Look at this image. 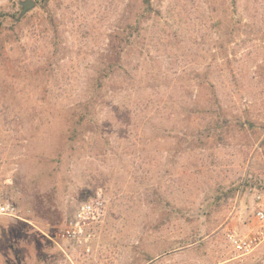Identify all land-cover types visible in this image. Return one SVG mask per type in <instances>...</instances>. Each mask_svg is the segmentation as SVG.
I'll return each instance as SVG.
<instances>
[{
	"label": "rangeland",
	"instance_id": "obj_1",
	"mask_svg": "<svg viewBox=\"0 0 264 264\" xmlns=\"http://www.w3.org/2000/svg\"><path fill=\"white\" fill-rule=\"evenodd\" d=\"M26 1L0 0V13H22ZM33 1L15 31L8 23L0 30V202L17 209L0 215V264H264V245L243 255L227 239L232 229L250 232L253 196L264 185V0H152L131 54L118 50L129 69L142 43L151 44L161 93L148 87L142 99L128 87L138 80L118 71L97 115L116 142L89 133L73 146L62 141V109L110 60L109 40L126 18L139 21L141 0ZM218 20L231 22L228 64L224 52L216 61ZM216 62L220 73L224 63L229 69L223 82L233 92L223 104L244 127L191 151L182 121L167 131V95L186 70ZM97 193L108 214L93 229L91 251L58 240Z\"/></svg>",
	"mask_w": 264,
	"mask_h": 264
},
{
	"label": "trees",
	"instance_id": "obj_2",
	"mask_svg": "<svg viewBox=\"0 0 264 264\" xmlns=\"http://www.w3.org/2000/svg\"><path fill=\"white\" fill-rule=\"evenodd\" d=\"M36 2L42 7H46L48 4V0H36ZM140 8L141 14L136 24H132L126 18L123 32H118L111 36L109 40L110 60L104 66L97 68L93 78H90L84 84L82 91L84 94L62 109V113H64L62 114L63 125L65 127L62 141L64 140L65 144L73 146L82 141L89 133L99 135V139L105 144H111L112 138L116 142L115 132L107 130L105 122L101 121L97 115L108 94L109 84L107 85V81H111L118 71L124 70L127 80H138L136 84L131 83L128 87H137V89H131V92L139 90L138 92L142 94V99L148 96V87L155 92L161 93V83L156 84V81L161 82L162 66H158L159 61L152 56L154 51L152 45L142 43V47L140 46L142 58L140 56L134 67L129 69L125 68L126 63L125 65L122 63L121 51L118 50L119 47H122L123 53L131 54L129 48L134 44L132 42L134 33L137 32L141 35L144 25L150 21L148 15L154 11L152 0H141ZM23 17L21 12L15 14L0 13V30L6 27L5 25L8 23L11 25L9 30L15 31L21 25ZM230 25L231 22L229 20H218L216 22V61L218 54L220 55L221 52H224L223 62H226V64L230 63L228 55V45L232 42V28ZM172 64L169 63L168 71L172 70ZM219 64L216 62V68L214 69L210 66H203L202 68L186 70L182 74L183 79L187 77L185 82L181 86L174 83L170 87L169 95H167L171 108V114L166 118L168 123L171 124V128L167 129V131L173 133L183 129L184 127L182 128V126L178 125L182 121L189 132L190 141L188 143L191 151L205 150L210 144H216V139L218 141L225 139V134L230 130L238 126L244 127L241 117L230 112L229 107L223 104V99L231 96L233 92L229 90L230 86L228 83L223 82L224 77L228 75L229 71L227 72V70L229 69L224 63L223 68L225 70L220 73ZM222 72L226 74L223 76ZM177 74L178 72L174 71L173 75ZM219 79L221 81L219 82L220 87L225 92V94H222L224 96L222 98L219 97L217 91V81ZM151 82L153 86L149 85ZM145 83L149 86H144ZM149 102L146 101L147 104ZM162 118L163 115L158 113L157 119L161 120ZM123 125L121 124L117 127L121 130ZM116 138L119 139L117 136ZM62 150L63 147L57 154L59 164L62 163L65 157V153Z\"/></svg>",
	"mask_w": 264,
	"mask_h": 264
},
{
	"label": "built area",
	"instance_id": "obj_3",
	"mask_svg": "<svg viewBox=\"0 0 264 264\" xmlns=\"http://www.w3.org/2000/svg\"><path fill=\"white\" fill-rule=\"evenodd\" d=\"M16 213L17 209L13 204L0 202V215ZM252 213L254 221L249 233L242 234L235 229L227 233V239L232 248L243 255L250 254L264 245V185L256 190L253 196ZM107 214V201L103 194L97 193L94 198L79 206L74 216L59 231L58 240L81 244L87 252H90L94 238L93 229L105 223Z\"/></svg>",
	"mask_w": 264,
	"mask_h": 264
},
{
	"label": "water",
	"instance_id": "obj_4",
	"mask_svg": "<svg viewBox=\"0 0 264 264\" xmlns=\"http://www.w3.org/2000/svg\"><path fill=\"white\" fill-rule=\"evenodd\" d=\"M34 7H35V3L33 0H27L26 2H24L22 16H24L28 11H30Z\"/></svg>",
	"mask_w": 264,
	"mask_h": 264
}]
</instances>
